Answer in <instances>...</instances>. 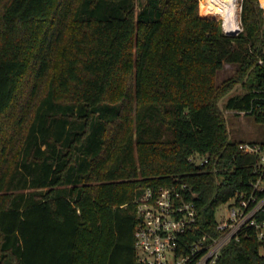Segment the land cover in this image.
Wrapping results in <instances>:
<instances>
[{
    "label": "trees",
    "instance_id": "obj_1",
    "mask_svg": "<svg viewBox=\"0 0 264 264\" xmlns=\"http://www.w3.org/2000/svg\"><path fill=\"white\" fill-rule=\"evenodd\" d=\"M240 22L225 33L199 0H0V264H146L136 199L160 186L185 184L215 232L255 177L224 110L264 86L259 0ZM217 264H264V241L231 240Z\"/></svg>",
    "mask_w": 264,
    "mask_h": 264
},
{
    "label": "built area",
    "instance_id": "obj_2",
    "mask_svg": "<svg viewBox=\"0 0 264 264\" xmlns=\"http://www.w3.org/2000/svg\"><path fill=\"white\" fill-rule=\"evenodd\" d=\"M254 91L250 105L238 111L242 116L264 112V86ZM238 147L255 157L251 165L255 177L220 204L226 210L222 220L215 216L213 234L200 228L196 203L189 198L185 184L176 188L160 186L156 192L147 189L136 199L140 221L134 238L140 262L217 264L223 247L231 240L254 235L264 241V140L241 141ZM188 160L201 164L208 161V156L194 153Z\"/></svg>",
    "mask_w": 264,
    "mask_h": 264
},
{
    "label": "rangeland",
    "instance_id": "obj_3",
    "mask_svg": "<svg viewBox=\"0 0 264 264\" xmlns=\"http://www.w3.org/2000/svg\"><path fill=\"white\" fill-rule=\"evenodd\" d=\"M241 1L242 0H235L236 7L238 9V16H239L238 26L240 27V30H241V22H240ZM206 5H208L210 9L215 10V11L212 12V14L206 11V7H204ZM259 6L262 8L263 14H264V3L262 2V0H259ZM200 7H202L203 11L207 14V17H212V18L219 20L221 23V27L223 31L225 32L223 24H222L223 19L221 15L219 14V11H217L215 7L210 6L208 0H199V9ZM234 69H235L234 64L224 63L222 69H220L217 73L218 81H222L223 79L229 77L233 73ZM244 91L245 89L241 85L237 84L225 96H223L220 99L219 103L223 104L230 95L237 94V93L241 94ZM224 113L226 115V119L228 122V128L230 132L229 138L231 140L233 141L234 140H245V141H263L264 140V124L255 121L254 116L252 115L242 116L237 111L229 110V109L224 110ZM225 210H226L225 205H219L217 207L215 216L218 221L223 219Z\"/></svg>",
    "mask_w": 264,
    "mask_h": 264
},
{
    "label": "bare ground",
    "instance_id": "obj_4",
    "mask_svg": "<svg viewBox=\"0 0 264 264\" xmlns=\"http://www.w3.org/2000/svg\"><path fill=\"white\" fill-rule=\"evenodd\" d=\"M209 5L212 7H215L217 11H219V14L222 17V24L224 27V30L227 33L235 34L240 30V27L238 26V9L236 7L235 0H208ZM264 3V0H262ZM206 7V11L214 12L215 10L210 9L208 5L204 6Z\"/></svg>",
    "mask_w": 264,
    "mask_h": 264
},
{
    "label": "water",
    "instance_id": "obj_5",
    "mask_svg": "<svg viewBox=\"0 0 264 264\" xmlns=\"http://www.w3.org/2000/svg\"><path fill=\"white\" fill-rule=\"evenodd\" d=\"M226 32V31H225ZM227 33V32H226ZM229 34H231V33H229Z\"/></svg>",
    "mask_w": 264,
    "mask_h": 264
}]
</instances>
